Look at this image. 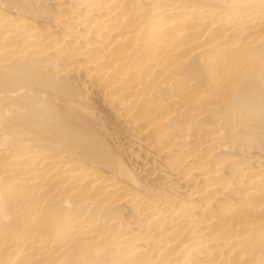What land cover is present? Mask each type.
<instances>
[{
    "label": "bare ground",
    "instance_id": "1",
    "mask_svg": "<svg viewBox=\"0 0 264 264\" xmlns=\"http://www.w3.org/2000/svg\"><path fill=\"white\" fill-rule=\"evenodd\" d=\"M0 264H264V0H0Z\"/></svg>",
    "mask_w": 264,
    "mask_h": 264
}]
</instances>
